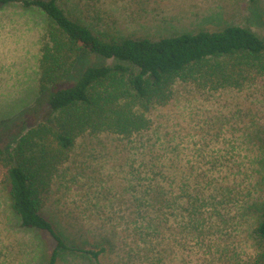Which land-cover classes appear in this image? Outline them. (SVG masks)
Returning <instances> with one entry per match:
<instances>
[{
	"label": "rangeland",
	"instance_id": "1",
	"mask_svg": "<svg viewBox=\"0 0 264 264\" xmlns=\"http://www.w3.org/2000/svg\"><path fill=\"white\" fill-rule=\"evenodd\" d=\"M58 3L70 17L106 35L157 38L239 25L264 38V0ZM48 26L37 7L0 4V148L14 150L47 117L39 76ZM91 61L93 56L85 64ZM147 116L149 129L129 138L107 131L81 134L51 177L43 215L68 245L107 239L102 264H253L254 229L264 210V75L239 87L178 79L168 102L151 106ZM157 152L163 154L159 160H147ZM155 181L172 196L183 194L181 205L189 198L205 201L199 204L205 212L196 237L172 220L149 246L135 239L131 229L142 224L140 213H150L142 202L146 185ZM53 246L46 232L21 225L8 187L0 183V264H46ZM137 246L133 260L128 251ZM56 264L95 263L62 250Z\"/></svg>",
	"mask_w": 264,
	"mask_h": 264
},
{
	"label": "trees",
	"instance_id": "2",
	"mask_svg": "<svg viewBox=\"0 0 264 264\" xmlns=\"http://www.w3.org/2000/svg\"><path fill=\"white\" fill-rule=\"evenodd\" d=\"M7 3L37 7L48 18L40 47L39 87L42 103L49 109L45 120L22 135L14 150L0 148V183L8 187L11 208L21 225L36 227L54 241L46 264H56L62 250L102 264L107 239L101 237L85 247L68 245L42 213L51 177L76 139L84 132L103 131L129 138L149 129L147 111L168 102L178 79L215 88L239 87L264 75V38L239 25L157 38L106 35L70 17L58 0H0ZM90 56L95 62L85 64ZM261 146L264 151V138ZM162 155L157 152L147 160L157 161ZM156 172L166 177L163 169ZM146 188L142 202L150 213L139 212L142 224L131 229L135 239L138 235L149 246L152 236L163 234L172 220L179 221L182 232L189 228V236L200 233L199 218L205 211L199 204L205 201L189 198L186 206L181 205L183 194L172 196L159 181L147 183ZM254 236L258 245L253 264H264V210ZM138 252V246L131 248L128 256L134 260Z\"/></svg>",
	"mask_w": 264,
	"mask_h": 264
}]
</instances>
